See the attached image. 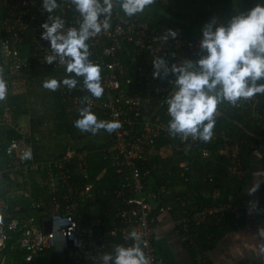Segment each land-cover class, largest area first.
I'll use <instances>...</instances> for the list:
<instances>
[{"label":"built area","instance_id":"built-area-1","mask_svg":"<svg viewBox=\"0 0 264 264\" xmlns=\"http://www.w3.org/2000/svg\"><path fill=\"white\" fill-rule=\"evenodd\" d=\"M158 1L166 3L168 0ZM49 2L51 3V0ZM54 2L56 7L49 12L44 7L45 0H2L0 47L12 77L21 79L35 68L65 65L61 56L51 47L50 41L42 38V34L46 32L42 25L46 23L52 26L59 20L62 27L57 29V33L66 35L70 29L80 31L83 17L73 0ZM99 4L101 7L105 6L103 0H99ZM257 4L264 5V0L257 1ZM120 5L121 0H112L111 14L104 13L99 16V23H107L110 27L107 30L102 29L99 34H91L85 41L88 45V59L101 69L102 96H93L84 83L76 84L74 88L66 86L64 93L75 101L83 99L85 108H90L91 111L100 110L108 117V121H119L121 127L113 131V139L108 146L97 150L68 148L60 158L37 161V166L43 167L42 189L47 192V197L33 199L31 207L37 214L27 218L14 214V211H19L20 206L10 211L6 201L2 199L0 253L6 251L9 246L13 248L11 243L9 244L13 241L27 261L42 253H48L53 260L52 264H82L85 259L93 261V264H105L103 257L108 254L113 259L107 264H114L117 246L128 248L138 244L149 264H174L165 261L153 243L156 218L151 212L154 203L169 197L171 189L164 183L157 190L151 189L150 185L154 182L150 178L157 169L153 157L162 154V150L154 146L156 139L163 132L167 136L171 135L168 131L166 98L174 91V80H162L165 77L163 68L160 69V78L154 79L153 60L163 58L166 66L171 69L173 65H184L185 61L195 64L202 56L207 55V51L200 47L203 37L198 35L189 38L177 32L175 38L168 36L166 41L156 39L164 35L166 30H174L172 25L169 27L168 21L163 27L153 26L146 18L149 12L129 17ZM126 42L133 45L134 49L125 47ZM49 56L54 57L52 63L47 62ZM138 60H141L139 66ZM173 74L169 71L166 76ZM121 77L126 79L127 83L134 81L140 86L145 85L155 94L151 98L132 96L127 93L122 82L125 80ZM256 83L262 84L264 81L259 80ZM263 95L257 94L249 99L240 98L235 105L226 100L222 103L232 105L246 116L249 115L250 120H255L257 125L264 128ZM151 100H155L159 106L151 105ZM143 103L150 104L148 112H142L139 108ZM220 106L219 103L215 113H221ZM156 107H167L166 119L163 120L162 115L154 117ZM142 117L145 118L143 123ZM214 119L215 126L211 137L213 140L218 137L219 132L217 118ZM199 141L200 139L192 136L183 141L180 139L176 151L195 147ZM200 151L203 157L210 154L207 148ZM5 153L11 161L8 167L14 170L24 168V181H28V168L30 161L34 160V154L25 134L12 139L6 146ZM96 153H101L103 159L100 158V161H107L111 168L107 169L113 170V173L121 178V186L110 192L120 203L107 206L105 213L110 217L112 213L115 216L112 217L114 222L105 229L98 220L82 227V214L79 210L85 200L93 197L94 183L89 177L92 163L98 162L92 160ZM218 153L231 156L234 163L239 158L240 145L230 137L224 136ZM179 165L183 169L181 176L185 177L189 162L184 160ZM79 177L89 181L79 185L73 181ZM165 207L162 205L160 210H165ZM226 208V211L234 216L239 215V210L235 211L230 206ZM215 211L217 209L210 207L202 214L196 213L193 217L194 224L204 222L208 214ZM189 219L191 218H184L178 222L185 231L189 230ZM133 231L138 233L139 240L131 237L130 233ZM15 234L18 236L13 240ZM82 238H85L86 242ZM88 245L91 247L87 248Z\"/></svg>","mask_w":264,"mask_h":264},{"label":"trees","instance_id":"trees-1","mask_svg":"<svg viewBox=\"0 0 264 264\" xmlns=\"http://www.w3.org/2000/svg\"><path fill=\"white\" fill-rule=\"evenodd\" d=\"M171 1V0H169ZM176 1V0H175ZM193 4L197 6L196 15L187 17L177 10L173 5H168V2L155 0L153 4L154 10L146 15V18L152 23L153 26L163 27L167 22L172 25V28L178 32L183 37L192 38L194 35L203 37L202 28L206 23H210L215 20L213 24V31L217 26H228L232 17L244 14L247 15L248 11L257 5V1L260 0H191ZM189 3V1H188ZM235 6L238 8L236 11L232 12V8ZM2 16V0H0V21ZM218 22V23H217ZM160 29V28H159ZM125 47L134 49V46L127 43L124 44ZM146 58V57H145ZM141 63V60L137 61V64ZM8 68V64L0 51V76L4 75ZM66 65H60L54 67L53 65L43 66L40 68H35V71L30 72V79L34 78L37 83L43 87L45 80L56 79L60 82L59 87L53 91L46 89L48 96L53 99V110H55L56 119L55 126L52 128L53 132L58 135H63L69 140L60 139L56 144V149L52 152L46 159L60 158L64 155L68 148L73 150H97L103 146H108L113 139V132L109 133L104 129L99 130L96 134L91 132H82L75 127V121L80 118V110L84 109L83 99L75 101L73 97H69L67 93H64V88L66 85L62 81L67 77L71 76L77 80V84L84 83V78L82 76H76L75 73H66ZM34 70V69H33ZM27 72L26 75L29 73ZM9 75V71H8ZM102 75V73H100ZM11 78L12 75L10 74ZM2 78L6 81L7 92L5 96V101L2 100V104L7 103L8 107L12 108L13 119L17 123V119L20 114L26 113L19 109L20 94L13 95L11 90L16 89V84L11 85V80ZM124 83V87L128 94L132 96H140L142 98H151L154 95L153 90H149L145 85H138L136 82L132 81L127 83L126 79L121 77ZM165 79V80H164ZM176 75L165 76L162 80H174ZM260 81H264L261 79ZM81 96V95H80ZM83 94L82 97L83 98ZM264 100V95H263ZM151 105L159 106L155 100H151ZM224 104V103H223ZM150 105V104H149ZM149 105L143 103L140 105L142 112H148ZM224 106V107H223ZM220 106V114L214 113V117L217 118V131L218 137L208 142L200 140L195 147H188L184 151L177 152L176 146L180 142L179 134L172 136H167L164 132L159 135L156 139L155 148L162 150L160 156H155L154 161L157 165V169L153 172L151 176L152 188L157 190L160 188L161 182L166 179L172 180L173 183L183 185L179 190L174 191L167 197V199L158 201L152 209V216L156 218L154 226L157 224V218L160 214L161 206L168 205L167 209L174 214V216L179 220L184 218L189 219V231L182 229V226L178 223L177 230L184 239V247L188 250V253L196 260L199 252L212 249L215 243L223 238L226 234L236 231L239 227L244 225V219L247 209V200L252 197L254 192L258 193V203L262 210L264 216V152H262L260 157H256L258 149L262 143H264V128L257 125L255 120H250L249 115L246 116L245 113L239 111L237 108H233L232 105L224 104ZM167 107H156L154 109V117L157 115H162L163 120L165 117V110ZM151 111V110H150ZM96 115L98 120L108 121V117L105 116L100 110H92ZM152 112V111H151ZM3 115V105H0V115ZM144 114V113H143ZM142 114V115H143ZM147 117V116H145ZM34 118L32 117V120ZM144 117H142V123L144 122ZM150 119V118H147ZM170 120V117H168ZM155 120V119H154ZM36 124V123H33ZM39 124V123H38ZM35 125L32 130H36L39 125ZM91 134L90 139H81ZM5 135L8 136V142L5 139ZM22 136V133L16 129V126H10L6 130L0 128V146L2 148L0 153V199L6 201L8 209L12 211L14 208L20 206L19 211H14V214L18 217L27 218L31 215L37 214L35 209L31 207V202L34 200H39L41 198L47 197L45 189H38L35 185L33 191L26 189L29 192V196L23 197L17 203L14 200L12 193L10 194L11 186L9 184L2 185V181L9 179L12 173V168L7 166L10 159L5 153V148L8 143L14 139ZM27 140L33 147L34 161H42L41 156L38 155V147L36 140L30 136H27ZM224 136L230 137L233 141H236L240 145L239 158L233 163L232 157L227 155H221L218 153L219 148L223 144ZM5 140V141H4ZM83 143H82V142ZM36 143V144H35ZM207 148L210 150V154L207 157H203L201 149ZM259 156V155H257ZM103 159L101 153H96L92 156V160H97L95 164L92 163L90 181L94 183V193L88 201H84L80 205L81 224L82 227H86L87 224L91 223L93 220H98L100 224H103L104 229L106 226L111 225L113 221V216H108L105 212L107 206L113 205L114 203H120L117 197L110 194L111 190L118 189L121 186V178L113 173L107 163V161H100ZM259 158V187L253 191L249 190L250 185L254 181L255 165L254 162ZM44 159V160H46ZM187 160L189 162L188 172L186 171L185 177L181 176L183 169L180 167L179 163L181 161ZM7 166V167H6ZM39 171L42 172L43 167L38 166ZM24 168H19L16 171L17 177L24 175ZM235 173V175H231ZM29 175V168H28ZM30 178V175H29ZM74 182L80 183L82 185L86 184L89 180H83L82 177L73 179ZM12 182V181H11ZM27 183L24 181L23 185ZM166 183V182H164ZM253 191V192H251ZM27 194V193H26ZM12 195V197H11ZM25 195V194H24ZM26 196V195H25ZM13 203H11V201ZM13 199V200H12ZM174 199V200H173ZM163 202V203H162ZM13 204V205H12ZM230 206L231 209L239 210L242 215L234 217L233 214H228L226 207ZM215 208L217 211L208 214L206 220L199 225H195L193 217L196 213H203L206 208ZM225 208V209H224ZM241 209V210H240ZM235 219H234V218ZM109 223V224H108ZM117 223V221H116ZM18 234H15L13 240L17 238ZM86 242L85 238H82ZM10 246L6 251L0 253V264H13L15 254L17 257L23 255L13 241H10ZM153 243L156 244L155 239ZM15 244V245H14ZM157 246V245H156ZM88 245L87 248H90ZM11 256H10V253ZM9 253L8 256L6 254ZM15 253V254H14ZM42 253L40 255H44ZM5 255V256H3ZM39 255V256H40ZM38 257V256H37ZM36 258V257H35ZM33 258L31 261L35 259ZM26 260V259H25ZM27 261V260H26ZM28 261V262H31ZM53 260H50V264ZM82 264H93V261L84 260ZM242 264H264V257L257 259H249Z\"/></svg>","mask_w":264,"mask_h":264},{"label":"clouds","instance_id":"clouds-1","mask_svg":"<svg viewBox=\"0 0 264 264\" xmlns=\"http://www.w3.org/2000/svg\"><path fill=\"white\" fill-rule=\"evenodd\" d=\"M103 2L105 6L101 7L99 0H73L83 17L79 32L70 29L66 35L58 34L57 29L62 27L59 20L52 26L46 23L42 25L46 29L42 38L49 40L53 50L61 56L66 65V73L82 76L87 90L97 98L103 94L101 69L88 59V45L85 41L91 34H99L102 29L110 27L107 23H99V16L104 13L110 15L112 10V0ZM154 3L155 0H122L120 6L127 16L132 17ZM44 7L51 12L56 7L54 0L51 3L45 0ZM214 22L213 19L202 28L200 47L207 51V55L195 64L185 61L184 65H173L169 69L163 58L153 60L154 79L160 78L161 68L165 76L169 71L176 75L174 91L166 98L170 117L168 131L174 137L179 134L182 141L189 136L204 142L211 140L215 126L214 113L219 103L226 100L235 105L240 98L249 99L264 94V83H256L264 79V5L257 4L247 15L232 17L227 27L217 26L215 31ZM176 35V31L168 29L156 39L166 41L168 36L175 38ZM64 57L69 59L65 60ZM53 59L49 56L47 62L52 63ZM62 83L74 88L77 80L69 75ZM59 85L56 79L45 80L43 83L44 88L53 91ZM6 92V81L0 76V100L5 99ZM75 127L82 132L96 134L101 129L111 133L119 129L121 124L119 121L98 120L90 108H84L80 110V118L75 121ZM258 187L257 184L253 191ZM261 234L264 235V230ZM130 235L134 240L140 239L135 231ZM261 252L264 253V247ZM103 259L107 264L113 257L106 254ZM114 264H149V261L137 244L128 248L117 246Z\"/></svg>","mask_w":264,"mask_h":264},{"label":"rangeland","instance_id":"rangeland-1","mask_svg":"<svg viewBox=\"0 0 264 264\" xmlns=\"http://www.w3.org/2000/svg\"><path fill=\"white\" fill-rule=\"evenodd\" d=\"M167 2L169 3L168 5L171 4L177 10H181V12L185 14L187 17L189 16L194 17V15H196L197 13L196 11L197 6L193 4L191 0H176V1L168 0ZM237 9L238 8H236V10ZM236 10L234 6L232 8V12ZM0 51H2L1 47H0ZM35 70L36 69L31 70V72ZM5 71L6 72L2 76L5 79H7V81L11 80V85L16 84L15 86L16 89L13 88L11 92L13 93V95L20 94L19 109H21L22 111L23 110L26 111V113L20 114L19 118L17 119V123H15L13 119L12 108L8 107L7 103L2 104L3 102L2 100H0V105H3V115L2 114L0 115V128L2 130H5V129L7 130L8 127L15 125L18 131H21L22 133L27 134V136H30L31 138L33 137L36 140L35 142H37L36 146L38 147L37 148L38 155L41 156V159L44 160L52 152L55 151L56 145H57L56 143L60 139L64 138V140H67L68 138L69 140V136H67L66 138L65 136L61 134L60 135L56 134L52 130L56 122V119L54 117L57 116L56 115L57 112L53 110V99L50 96H48L47 90L44 89L39 83H37L34 78L30 79V77H28L31 74L30 72L27 75L23 76L21 79H16L14 77L11 78L10 70L8 68H6ZM8 71H9V75H8ZM3 101L5 100L3 99ZM220 105L222 107L224 104L220 103ZM32 117L34 118L33 120H32ZM33 123H36V124H33ZM37 124L39 126L36 128V130H32L31 127ZM91 137H92L91 134H89L86 137H82L81 139H85L83 141L85 142L86 139H90ZM5 139L8 142L7 135H5ZM1 150L2 148L0 146V153H2ZM262 152H264V143H262V145L260 146V149H258L255 156L260 157ZM258 159L259 158H257L256 160ZM10 162L11 161L7 163V166ZM259 163H260L259 160L254 162V165L256 167L255 172H254L255 177H254L253 183L249 187V190L254 189V187L257 184H259V176H258L259 175V172H258ZM30 164H31L29 167L30 183L27 182L23 185L25 177L23 175L17 177V174H16L17 170H14V169L11 170L12 173L10 174L9 179L2 181V185L9 184L11 186L12 190L10 191V194L12 193L14 200L16 202L18 201L17 203H21L19 202L21 198L29 196L28 195L29 192L26 189H31V186L34 187L35 185H40L42 181V174H41V171H39L40 170L39 167L37 166V161L31 160ZM231 175H235V173H232ZM31 183L32 185L30 186ZM1 201L3 200L1 199L0 202ZM11 203L13 202L11 201ZM9 253H7L6 256H8ZM11 254L12 253H10V256ZM1 256L2 255L0 254V257ZM14 256H15L14 258H11V260H14L13 264H50V260H51L50 254L48 253L36 257L33 260V262L26 261L24 255H19L17 257V254H15Z\"/></svg>","mask_w":264,"mask_h":264},{"label":"crops","instance_id":"crops-1","mask_svg":"<svg viewBox=\"0 0 264 264\" xmlns=\"http://www.w3.org/2000/svg\"><path fill=\"white\" fill-rule=\"evenodd\" d=\"M153 10L154 6L150 5L140 14H146ZM27 182L30 183V178ZM164 182L161 184H167L171 189L170 193L184 187L183 185H176L169 179ZM36 187L42 189V181ZM30 191H33V186H31ZM254 193L252 198L247 200L244 225L236 231L226 234L215 243L214 248L199 252L196 260H193L184 247V239L177 230L178 219L169 208L167 209L168 205L163 204L166 207L165 210L160 211L154 232V239L161 257L174 264H242L249 259L264 257V253L261 252V248L264 247V235L261 234L264 230V216L258 203V193ZM227 213L231 215V213ZM239 215L241 216L242 212H239Z\"/></svg>","mask_w":264,"mask_h":264}]
</instances>
